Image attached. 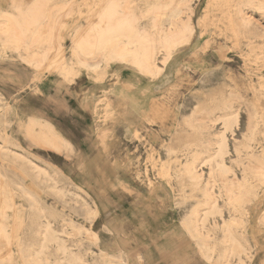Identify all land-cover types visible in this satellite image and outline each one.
Listing matches in <instances>:
<instances>
[{"label":"rangeland","instance_id":"rangeland-1","mask_svg":"<svg viewBox=\"0 0 264 264\" xmlns=\"http://www.w3.org/2000/svg\"><path fill=\"white\" fill-rule=\"evenodd\" d=\"M35 1L0 0V12L15 13L16 5L29 7ZM225 2L231 6L232 20L219 16ZM239 2L252 21L246 26L234 11ZM45 3L52 15L59 13L56 34L64 50L59 52L63 66L43 74L42 67L23 61L19 52L0 41V144L7 138L14 151L48 165L67 194L63 198L48 188L50 182L38 181L31 163L0 153V169L9 175L16 212L24 217L20 235H34L31 220L36 213L19 183L47 204L58 229L64 219L81 227L80 232L66 229L75 233L74 243L87 258L100 264L101 250L112 257L107 264H218L225 247L222 218L232 217L241 220L235 230L248 250L242 261L233 257L229 264H264V178L247 172L256 164L248 154L264 162V10L246 0L190 1L196 35L160 77L150 79L128 62L104 61L96 69L76 64L74 35L96 22L103 0ZM146 19L140 20L142 25H147ZM168 19L164 22L170 23ZM231 109L238 110L239 120L233 132H227L226 162L256 194L246 193L242 206L233 207L227 204L225 188L217 186L223 217H210L211 233L202 243L185 222L204 200L201 188L208 167L203 166L199 186L192 184L185 167L194 155L213 153L215 145L208 143L224 129L222 121L206 129L199 124ZM77 190L90 205L97 204L95 216L76 199ZM90 231L100 239L93 240ZM18 247L13 244L15 264H22ZM6 250L0 239V253Z\"/></svg>","mask_w":264,"mask_h":264},{"label":"bare ground","instance_id":"bare-ground-1","mask_svg":"<svg viewBox=\"0 0 264 264\" xmlns=\"http://www.w3.org/2000/svg\"><path fill=\"white\" fill-rule=\"evenodd\" d=\"M143 1L145 0H103V5L95 16L96 19L93 17L96 22H91L92 24L86 28L84 33L77 30L74 35L73 51L76 64L85 69H96L104 61L116 60L130 63L133 68L150 79L160 77L173 56L196 35L195 26L190 21L193 11H190L189 5L192 0H150L148 5H146L147 2L143 5ZM45 2L48 0H37L29 7L16 5L17 12L15 13L6 10L0 12L2 45L19 52L23 61L42 67L40 71L43 74L54 71L58 66L62 67V60L64 61V56L62 59L59 53L63 46L60 45L56 34L59 13L54 11L52 15L47 8L49 3ZM246 2L255 4L258 9L264 10L261 0H246ZM242 4L243 2H239L234 11L239 13L240 20L246 26L252 21L242 11ZM219 11L222 19L232 20V9L227 2L220 6ZM184 14L186 19L182 18ZM165 17H171V20L168 19L171 22L165 23ZM143 18L148 19L147 25L141 24L140 20ZM200 25H202V35H204V20ZM52 40L55 41L53 43L55 46L51 45ZM52 48L58 52L55 53ZM50 49L54 55L51 54L52 51L49 52ZM63 70L67 73L71 71L67 68ZM238 115L237 109H231L218 118L209 116L205 124H199L201 129H206L213 128L216 122L222 121L224 129L216 133L212 143H208V145H215L213 153L204 157L196 154L185 167L186 174L195 186H199L204 179L203 166L208 167L209 177L201 188L204 200L196 205L185 222L189 231L196 234L202 243L207 242L211 233L210 217L215 213L223 217L215 195L217 186L225 188L227 204L233 207L242 206L246 193L256 194L246 179L237 178L236 171L228 165L225 158L229 152L227 132H233L232 127L234 123L237 124ZM251 137L254 138L253 133ZM249 145L248 148L251 146ZM0 153L13 154L31 163V170L38 181L50 182L48 188L63 198L66 196L67 190L57 186L56 176L51 172L52 170L50 171L49 166L33 163L28 156L14 151L9 139L3 138ZM247 159L256 163L250 165L247 172L264 178V162L256 158L254 153L248 154ZM8 180L9 175L0 169V239L7 247L4 254L0 253V264H15L16 251L13 244L16 242L19 245L17 250L22 264H100L98 259L91 261L87 258L86 254L80 250V245L74 243L75 233L66 229L67 227L79 228L80 232L81 227H78L72 220L64 219L62 227L58 229L55 226L56 219L48 214L47 204L30 188L19 183L20 191L30 202L31 210L36 213V218L31 220L34 235L32 237L21 236L19 231L25 226L24 217L16 212ZM79 190L89 195L85 189L79 187ZM79 190L74 193L76 199L88 207L89 214L95 216L99 210L97 204L93 202V205H90ZM240 221L237 217L228 220L222 218L220 227L225 247L219 256L218 264H229L233 257H236L239 263L243 259V254L247 253V247L241 242L235 230ZM89 234L95 241L100 239L94 231H90ZM100 257H103L101 264L112 261V257L103 250H101Z\"/></svg>","mask_w":264,"mask_h":264},{"label":"crops","instance_id":"crops-1","mask_svg":"<svg viewBox=\"0 0 264 264\" xmlns=\"http://www.w3.org/2000/svg\"><path fill=\"white\" fill-rule=\"evenodd\" d=\"M84 111H85V112H87V110H86V109H85Z\"/></svg>","mask_w":264,"mask_h":264}]
</instances>
